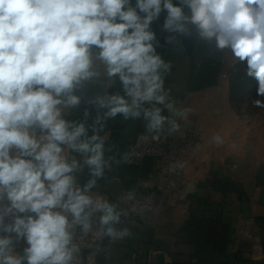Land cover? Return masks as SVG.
I'll return each instance as SVG.
<instances>
[{
  "label": "clouds",
  "instance_id": "9594fccd",
  "mask_svg": "<svg viewBox=\"0 0 264 264\" xmlns=\"http://www.w3.org/2000/svg\"><path fill=\"white\" fill-rule=\"evenodd\" d=\"M154 24L181 36L195 25L230 49L264 108V0H0V264H82L77 228L129 235L116 227L125 211L91 190L104 176L101 121L143 115L149 131L179 127L163 114L175 111L165 87L171 62L157 52ZM97 61L121 91L96 98L89 136L64 109L78 107L85 82L100 76ZM73 153L89 169L82 185Z\"/></svg>",
  "mask_w": 264,
  "mask_h": 264
},
{
  "label": "crops",
  "instance_id": "0c3cea01",
  "mask_svg": "<svg viewBox=\"0 0 264 264\" xmlns=\"http://www.w3.org/2000/svg\"><path fill=\"white\" fill-rule=\"evenodd\" d=\"M184 10L190 14L187 7ZM169 35L172 39L167 42L162 57L171 62V69L165 75V87L171 90L175 111L170 113L165 109L163 114L179 127L173 129L172 123L166 122L161 130L180 137L185 130L198 128L203 131V143L192 151L184 165L183 189L179 194L161 195L152 212H136L116 225L118 229L127 228L129 235L110 237L106 260L116 264H264V256L259 261L250 260L252 243L240 234L241 222L252 221V234L259 237L264 252V111L238 114L228 102L227 80L218 84L202 81V64H209V69L219 65L217 74H211L214 81L236 63L230 49L218 50L214 40L199 36L195 25H190L183 36ZM95 68L100 76L85 82L82 89L90 96L91 102L85 103L89 109L96 104L97 97L118 92L112 88L118 79L115 83L109 79L99 61ZM103 111L100 110L101 116ZM64 115L68 119L84 121L88 135H92L95 116L85 115V112L73 114L69 109H64ZM101 123L104 124L99 131L104 141V176L97 179L92 194L111 202L121 188L160 185L162 178L153 171L150 158H144L140 164H125L121 159L126 144L147 128L148 122L143 115L128 119L117 115ZM99 127L97 124L96 128ZM72 155L81 161L82 171L76 173V178L83 184L90 178L89 169L80 154ZM212 169L216 178L241 183L244 197L239 199L235 192L218 191L203 185L208 183ZM199 199L224 205L222 216L228 219L230 228L225 254H195L193 245L179 236L190 214L195 212ZM234 254L236 258H233ZM105 258L101 256L98 264H104Z\"/></svg>",
  "mask_w": 264,
  "mask_h": 264
},
{
  "label": "built area",
  "instance_id": "2783aa9c",
  "mask_svg": "<svg viewBox=\"0 0 264 264\" xmlns=\"http://www.w3.org/2000/svg\"><path fill=\"white\" fill-rule=\"evenodd\" d=\"M227 73L222 72L219 83L227 80ZM203 131L198 128L185 130L180 137L170 136L159 131H144L128 142L123 149L121 159L125 164H140L144 158L152 160L153 171L161 178V184L155 187L142 188L138 186L125 187L118 190L111 201L123 209L125 215L121 219L130 218L136 212H152L161 195L174 196L183 189V168L192 151L203 142ZM252 221L241 222V237L252 243L249 251L251 261H259L264 256L260 239L252 234ZM233 238V235H231ZM110 237L99 233L98 229L84 236L79 228L76 229V242L81 249L82 264H98L101 256L106 257L104 264L111 263L106 251ZM194 260V259H193Z\"/></svg>",
  "mask_w": 264,
  "mask_h": 264
},
{
  "label": "trees",
  "instance_id": "16d2710c",
  "mask_svg": "<svg viewBox=\"0 0 264 264\" xmlns=\"http://www.w3.org/2000/svg\"><path fill=\"white\" fill-rule=\"evenodd\" d=\"M163 17L159 22L162 25ZM153 27L157 31L158 39L160 41V46L157 47V52L162 56L165 53L167 42L165 37L169 36V33L163 32L162 28L154 24ZM205 67L207 69L205 70ZM209 64H202L200 70H203L202 81L206 83L217 84V80H211V74L214 75L219 71V65H215L211 69L208 68ZM228 72V85H229V99L231 105L233 99L237 94H241L248 86H255V91L257 90L258 83L254 77L246 75L247 66L246 62L234 63L229 66L226 70ZM113 89L118 92L121 90V85L119 81L113 85ZM112 93V91H111ZM81 95V103L78 107L71 109L73 114H83L85 109L88 112L97 116V104H93L92 108L89 109L85 106V103L91 102L90 96H88L84 91L78 93ZM215 170L209 171V181L208 183H203V185H210L213 189L218 191H232L237 194L239 199L244 197V189L241 183L234 181L222 180L221 178L215 177ZM82 185V184H81ZM194 213L190 214L185 226L182 228L179 236L184 239L187 244H191L194 247V253H210V254H225L226 243L228 241L230 228L229 221L225 219L222 214L225 211L224 205L222 203L209 201L207 199L198 200ZM233 258H236L235 254Z\"/></svg>",
  "mask_w": 264,
  "mask_h": 264
},
{
  "label": "rangeland",
  "instance_id": "374dc122",
  "mask_svg": "<svg viewBox=\"0 0 264 264\" xmlns=\"http://www.w3.org/2000/svg\"><path fill=\"white\" fill-rule=\"evenodd\" d=\"M226 73L228 75L227 71ZM216 80L218 84L219 77H216ZM227 82H228V78H227ZM256 98H257V95L255 91V86L251 85V86H248L243 92H241V94H237L235 96V98L233 99L232 105H231L229 98H228V102H229L230 107L238 114L246 113V114L252 115V114L262 113V111H264V108H257L256 106H254L253 101ZM202 143L198 147H200Z\"/></svg>",
  "mask_w": 264,
  "mask_h": 264
}]
</instances>
